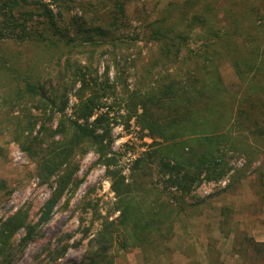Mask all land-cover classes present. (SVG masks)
Here are the masks:
<instances>
[{
  "label": "trees",
  "instance_id": "16d2710c",
  "mask_svg": "<svg viewBox=\"0 0 264 264\" xmlns=\"http://www.w3.org/2000/svg\"><path fill=\"white\" fill-rule=\"evenodd\" d=\"M139 41L156 46L140 68L129 53L142 54ZM104 56L112 63L99 77L93 64ZM131 76L137 84L129 89ZM109 96L151 141L127 173L112 151ZM0 141V151L16 144L51 190L35 222L29 206L0 220V264H14L42 236L78 184L77 157L89 152L113 200L105 214L84 205L91 221L81 230L82 264H114V247L138 249L143 264H179L178 256L200 264L191 243L171 247L205 209L206 199L188 198L199 185L226 180L221 193L237 194L246 182L249 209L264 211V0H168L157 10L141 0H0ZM10 192L0 177V207ZM235 213L218 210L229 257L264 264V241L248 236ZM208 241L206 264H225Z\"/></svg>",
  "mask_w": 264,
  "mask_h": 264
},
{
  "label": "rangeland",
  "instance_id": "374dc122",
  "mask_svg": "<svg viewBox=\"0 0 264 264\" xmlns=\"http://www.w3.org/2000/svg\"><path fill=\"white\" fill-rule=\"evenodd\" d=\"M141 1L148 10L152 8L157 10L168 0ZM137 3H132L128 7V12H132ZM78 11L79 9L76 8L74 12L79 13ZM132 24L133 26L138 25L137 22ZM137 46L142 50L140 56L136 55L134 50L129 51V53L132 52L135 64L140 68L146 58L156 49V46L144 45L142 41H139ZM111 63V58L108 56L96 60L93 66L97 75L102 77L105 66ZM109 67L108 78L112 80L115 70L112 66ZM134 78L131 76L125 79L129 89H132L134 83H136ZM225 79L226 83H231L232 75H228ZM118 88H116L118 93L116 96L121 98V90H118ZM72 94V92L69 94L70 103L69 108L66 110L68 114L74 103ZM116 102L117 99L115 100L112 96L104 99L107 110L110 108L108 111L111 118L112 151L120 157V164L124 167L123 172L127 173L131 161L140 155L146 149L145 144L151 141L146 137H142L144 132L139 130L133 119L127 122L126 112L117 106ZM100 111L102 110H99L97 114ZM2 146L3 149L0 151V177L8 181L11 192L6 199L4 198L5 200L3 199L4 205L0 207V220L13 214L21 207L29 206L30 219L35 222L39 210L43 202L49 197L51 190L48 186L38 183L33 163L20 151L16 144L9 142L2 144ZM76 162L77 171L74 182L78 183L77 186L58 202L50 220L41 227L42 236L29 243L20 256L16 258L14 264H82L84 262L87 239L82 238L81 230L91 221V208H87L89 212L86 213L84 212V205L90 203L94 208L99 209L102 214H105L110 209L113 194L109 189V181L105 176L104 168L97 162L96 155L89 152L82 157H77ZM240 164V160L234 161L235 166ZM226 182V180L204 182L191 193L188 197L191 202L195 198L206 199L205 209L199 215L196 214L189 218L186 234L177 231L171 243V247H183L186 243L194 245L197 249L200 264H206L205 253L209 239L214 240L213 246L220 251L225 264H239L234 258L229 257L230 236L228 238L218 232V210L223 205L230 206L237 211L234 220L238 221L239 226L246 231L248 236L259 242L264 241V211L256 216L249 209L248 204L254 198L251 189L246 182H243V188L237 194H224L221 193V189ZM82 219L83 223L80 222ZM235 224L237 223L235 222L233 225ZM60 247H66V251L61 257L56 258ZM112 254L114 255V264H143L140 251L136 248L130 247L126 251H121L114 247ZM175 261L179 264L186 262L184 258L179 256Z\"/></svg>",
  "mask_w": 264,
  "mask_h": 264
}]
</instances>
